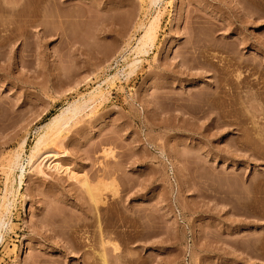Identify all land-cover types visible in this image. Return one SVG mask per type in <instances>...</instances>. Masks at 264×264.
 Masks as SVG:
<instances>
[{
  "label": "rangeland",
  "instance_id": "obj_1",
  "mask_svg": "<svg viewBox=\"0 0 264 264\" xmlns=\"http://www.w3.org/2000/svg\"><path fill=\"white\" fill-rule=\"evenodd\" d=\"M73 104L41 151L78 179L32 170ZM7 189L0 264H264V0H0Z\"/></svg>",
  "mask_w": 264,
  "mask_h": 264
},
{
  "label": "bare ground",
  "instance_id": "obj_2",
  "mask_svg": "<svg viewBox=\"0 0 264 264\" xmlns=\"http://www.w3.org/2000/svg\"><path fill=\"white\" fill-rule=\"evenodd\" d=\"M158 1H160V0H150V3L154 4V3L158 2ZM248 2H249V0H248ZM160 12L161 11H157V13L154 16H152V18L150 20H148L147 23L143 26V33L139 37V39L137 41V45L135 46L137 51L135 49V52L143 53V52H145L147 50L146 49L147 47H150L154 43L156 25H157V22L159 21V18L161 16ZM137 60H139V59H137ZM137 60L133 61L131 64H129V66L133 67V65L136 64ZM78 104L77 105L76 104L70 105L69 107L61 110V112H59L56 115H54L51 118L50 122L46 124L45 127H47V129L50 131V133L47 132V130H45L46 132H44L43 134H41L38 137L33 149H31L32 151H31V153L29 155L28 163H30V168H32V170H36V171L40 172L41 174H45L46 173V171H45L46 169H53L57 173L64 172V174H66L69 178L78 179L77 175L79 176V174L75 173L69 167L62 165V163L60 162V155L64 153L63 151L56 150L57 148L55 150L54 149L50 150V148H49V149H46V150L44 149V151L42 150L43 152L41 151V147L46 145L48 141H49L48 142V144H49L50 142L52 143L53 140H56V144H57V141H58L57 139H59V138H57V136H58V134L60 132V127L64 126L67 123L68 119H70V117L67 115L68 113L69 114L70 113L73 114V112H76L80 108L79 106H81V105L78 106ZM53 138H55V139H53ZM55 146H53L52 148H54ZM42 149H43V147H42ZM20 157H21V155H20L19 152L14 154V157L12 158V160L10 162V168L11 169H15V168H18L19 166H21ZM23 176H24L23 167L21 166V173L18 176L20 184L23 183ZM84 181H85V179H84ZM19 183H18V185H19ZM83 183L86 184V182H83ZM97 191L93 192L92 195H91L92 199L94 198L93 199V201H94L93 203H94L95 207H97V205L100 204V203H104V201L102 199V196H101V191L100 192H97ZM10 195H12V197L14 199L16 197L15 195H18V194L16 193L14 195L12 190H8L7 189L5 191V193H4V195L2 196V202H0V240L3 239L4 232L7 230V228L9 227V224H10V216H11V212H12L11 209H12V206H13V203H14L13 200H10ZM99 233H100V234H98L99 237H97V238H99V243H100L99 245L101 246V249L97 251V253H98L97 256H98V258H100L99 260H100V262L102 264H108V261H107L108 256L107 255L109 253L106 254L107 250H105L104 248L107 247V245L110 246V244H111V246L113 248H115L114 250H116L118 248L116 246H118V245H115L116 243L114 244L115 246L112 245L111 242H113V240H109V238H106L109 235L105 234V235H107L105 237L104 234H103L104 232L100 231ZM110 237H112V236H110ZM77 249H79V248H77ZM108 251H109V249H108ZM83 253H85V255H86V252H83ZM94 254H95V252H94ZM111 254L109 256H111ZM85 255L84 254L82 255V256H84L82 258V261L84 260V258L86 259ZM86 256H88V255H86ZM92 257H96V256H93V254H92ZM116 258H118V257H116ZM86 260H84V261H86Z\"/></svg>",
  "mask_w": 264,
  "mask_h": 264
}]
</instances>
